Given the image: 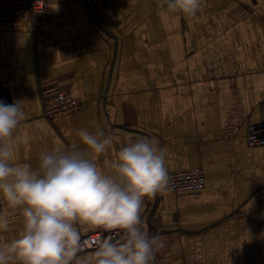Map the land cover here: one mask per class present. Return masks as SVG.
I'll return each mask as SVG.
<instances>
[{"label": "crops", "instance_id": "crops-1", "mask_svg": "<svg viewBox=\"0 0 264 264\" xmlns=\"http://www.w3.org/2000/svg\"><path fill=\"white\" fill-rule=\"evenodd\" d=\"M47 1L38 20H0V101L26 114L16 162L36 169L81 128L119 138L101 163L129 135L154 139L168 171L200 166L206 178L145 198L144 227L164 243L154 264H264V145L245 136L264 119V0H201L195 17L161 0ZM57 89L81 107L45 116ZM0 201L10 218L0 239L11 240L22 217Z\"/></svg>", "mask_w": 264, "mask_h": 264}, {"label": "clouds", "instance_id": "clouds-1", "mask_svg": "<svg viewBox=\"0 0 264 264\" xmlns=\"http://www.w3.org/2000/svg\"><path fill=\"white\" fill-rule=\"evenodd\" d=\"M165 6L195 17L201 0H161ZM25 118L22 101H0V198L23 223L18 237L0 239V264H154L164 243L149 234L141 214L145 198L170 191L166 150L154 139L129 135L101 163L119 138L81 128L78 141L41 152L33 169L16 162V132ZM9 226V213L0 212V233ZM83 226L116 236L89 245Z\"/></svg>", "mask_w": 264, "mask_h": 264}, {"label": "built area", "instance_id": "built-area-1", "mask_svg": "<svg viewBox=\"0 0 264 264\" xmlns=\"http://www.w3.org/2000/svg\"><path fill=\"white\" fill-rule=\"evenodd\" d=\"M48 8L47 0H0V20H11L15 17H28L38 20L42 18ZM81 107V100L74 97L69 91L57 89L44 95L43 109L47 117H55L65 112H73ZM246 142L249 146L264 145V119L251 121L246 129ZM170 189L197 190L206 183L205 173L202 167L195 166L188 169L169 171ZM161 194V193H159ZM2 202L0 201V209ZM143 224H144V219ZM159 228L148 231L150 235H157ZM115 232H105L97 229L82 235L89 245L94 244L101 237L115 238ZM92 250L88 248L87 251Z\"/></svg>", "mask_w": 264, "mask_h": 264}]
</instances>
